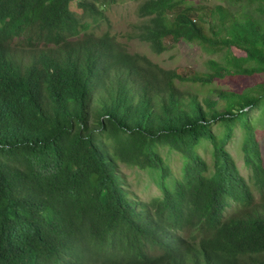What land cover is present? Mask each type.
<instances>
[{
	"label": "trees",
	"instance_id": "obj_1",
	"mask_svg": "<svg viewBox=\"0 0 264 264\" xmlns=\"http://www.w3.org/2000/svg\"><path fill=\"white\" fill-rule=\"evenodd\" d=\"M118 1L0 0V264H264V0H142L149 53L213 55L185 71L102 30Z\"/></svg>",
	"mask_w": 264,
	"mask_h": 264
},
{
	"label": "rangeland",
	"instance_id": "obj_2",
	"mask_svg": "<svg viewBox=\"0 0 264 264\" xmlns=\"http://www.w3.org/2000/svg\"><path fill=\"white\" fill-rule=\"evenodd\" d=\"M142 0H120L106 9L108 22L102 25V30H109L118 41L125 45L130 51H138L147 53L148 56L155 62H158L164 67H178L181 70L195 69L203 70L205 68V60L213 55L204 52L201 47L194 43L185 40H180L173 46H170L161 54L155 55L149 53L144 44H140L137 40L131 38V30L134 23L138 21L136 8ZM197 3L214 5L219 0H194ZM239 53L238 51H235ZM261 78L252 77H226L220 81L221 85L232 90L239 91L244 87L253 86L255 82ZM261 152L264 159V129H260L258 133ZM241 133L237 131L233 140L228 143V149L233 155L236 163L245 176L248 175V170L243 164L242 153L240 150ZM203 156L211 163L209 152L201 150ZM172 167L176 173L180 171L181 158L176 153L167 155ZM122 172L126 175V180L131 191V195L141 201H148L154 196L160 194L155 182L150 173L137 168H128L121 166ZM230 210V209H229Z\"/></svg>",
	"mask_w": 264,
	"mask_h": 264
},
{
	"label": "clouds",
	"instance_id": "obj_3",
	"mask_svg": "<svg viewBox=\"0 0 264 264\" xmlns=\"http://www.w3.org/2000/svg\"><path fill=\"white\" fill-rule=\"evenodd\" d=\"M177 264H183V262H182V261H180V260H178Z\"/></svg>",
	"mask_w": 264,
	"mask_h": 264
}]
</instances>
